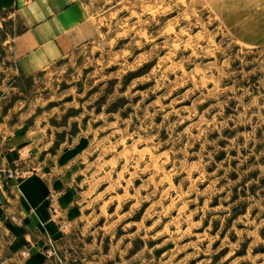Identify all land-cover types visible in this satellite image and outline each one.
Returning <instances> with one entry per match:
<instances>
[{
  "label": "rangeland",
  "instance_id": "obj_1",
  "mask_svg": "<svg viewBox=\"0 0 264 264\" xmlns=\"http://www.w3.org/2000/svg\"><path fill=\"white\" fill-rule=\"evenodd\" d=\"M83 1L96 36L30 78L14 73L20 19L0 14V119L82 140L85 224L105 248L264 264V0Z\"/></svg>",
  "mask_w": 264,
  "mask_h": 264
},
{
  "label": "crops",
  "instance_id": "obj_2",
  "mask_svg": "<svg viewBox=\"0 0 264 264\" xmlns=\"http://www.w3.org/2000/svg\"><path fill=\"white\" fill-rule=\"evenodd\" d=\"M90 13L83 0H0V14L22 25L10 39L15 75L33 77L91 41L97 29ZM21 111L16 120L0 119V163L29 171L0 185V264H147L137 251L105 248L85 224L90 216L75 166L82 140L57 145L48 125H33ZM49 241L62 263L46 255Z\"/></svg>",
  "mask_w": 264,
  "mask_h": 264
},
{
  "label": "built area",
  "instance_id": "obj_3",
  "mask_svg": "<svg viewBox=\"0 0 264 264\" xmlns=\"http://www.w3.org/2000/svg\"><path fill=\"white\" fill-rule=\"evenodd\" d=\"M29 173V171H23V170H11L8 167L3 166L0 163V175H1V179H0V185L3 184L4 182H7L9 180H14V179H22L24 178L27 174ZM46 255L50 258H57L59 260L60 263H62V259L58 254L57 251V247L55 245L54 242L49 241V244L46 248ZM75 263L78 262L77 260H74Z\"/></svg>",
  "mask_w": 264,
  "mask_h": 264
}]
</instances>
